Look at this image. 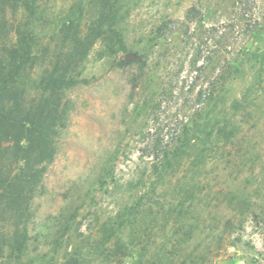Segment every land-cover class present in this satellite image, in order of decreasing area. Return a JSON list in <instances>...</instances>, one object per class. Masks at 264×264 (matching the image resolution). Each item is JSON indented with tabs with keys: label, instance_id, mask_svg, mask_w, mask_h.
I'll return each mask as SVG.
<instances>
[{
	"label": "rangeland",
	"instance_id": "rangeland-1",
	"mask_svg": "<svg viewBox=\"0 0 264 264\" xmlns=\"http://www.w3.org/2000/svg\"><path fill=\"white\" fill-rule=\"evenodd\" d=\"M101 1L40 0L41 17L82 26L96 18ZM117 7L123 10L114 11L113 23L125 27L131 51L118 53L125 65L117 67L96 43L86 62L88 82L67 91L66 127L32 202L31 247L52 254L55 241V264L75 250L90 264H118L99 254L103 231L150 188L153 159L141 151L155 134L163 144L186 134L192 147L176 178L181 184L204 178L205 214L223 222L238 212L228 191L247 201L232 230L239 240L212 264H264V0H117ZM161 25L164 34L143 50ZM221 74L229 77L221 98L199 105V91ZM132 262L130 252L121 258Z\"/></svg>",
	"mask_w": 264,
	"mask_h": 264
},
{
	"label": "trees",
	"instance_id": "trees-1",
	"mask_svg": "<svg viewBox=\"0 0 264 264\" xmlns=\"http://www.w3.org/2000/svg\"><path fill=\"white\" fill-rule=\"evenodd\" d=\"M116 2L102 0L96 18L81 26L67 17L47 24L40 0H0V264H55V241L52 254L30 245L32 202L42 191L57 139L66 127L70 110L66 93L88 82L91 50L98 43L106 60L117 67L125 65L124 59L117 60L118 53L131 51L125 27L113 23L114 11L123 10L114 9ZM165 29L161 25L150 32L143 50H151L150 43ZM239 70L235 67L234 73ZM227 81L229 77L219 75L199 91L198 104L216 103ZM189 143L186 134L164 144L155 134L141 151L153 159L150 188L139 192L106 224L104 249L99 252L105 262L118 259L122 264L121 258L130 252L132 264H212L223 248L239 240L232 230L235 218L241 222L247 207L244 198L228 191L229 202L239 211L222 222L204 212L210 191L204 178L189 177L182 184L177 180L183 160L189 158ZM197 155L203 158L204 151ZM173 181L167 199L165 190ZM156 194L160 196L154 200ZM128 228L131 236L124 235ZM112 239L116 242L110 244ZM60 264L90 262L75 250Z\"/></svg>",
	"mask_w": 264,
	"mask_h": 264
}]
</instances>
